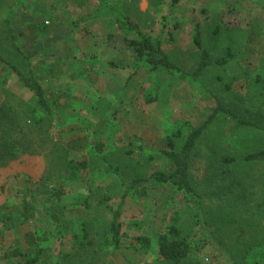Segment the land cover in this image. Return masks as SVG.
I'll use <instances>...</instances> for the list:
<instances>
[{
    "label": "rangeland",
    "instance_id": "1",
    "mask_svg": "<svg viewBox=\"0 0 264 264\" xmlns=\"http://www.w3.org/2000/svg\"><path fill=\"white\" fill-rule=\"evenodd\" d=\"M115 1L16 0L8 11L17 42L31 57L54 113L46 115L34 94L0 62V213L10 210L8 201L16 202L19 191L28 192L37 206L34 220L0 233V264H24V257L6 259L4 254L14 248L27 251L25 235L32 231L49 236L37 264H165L157 236L177 210L192 239L182 264H264V161L224 163L225 157L262 149L264 134L239 129L224 117L204 129L190 164L200 196L199 218L170 185L150 181L147 196L131 193L126 199L121 247L109 245L111 209L123 193L122 179L163 168L168 161L159 153L167 139L173 137L180 147L214 108L210 96L188 83L140 66L126 42L134 33L120 30L107 12ZM171 4L120 1L123 13L146 33L160 35L170 59L188 72L200 58L193 43L199 25L212 58L228 49L236 56L224 66L203 70L201 83L264 109L258 80L264 75V0ZM40 24L46 26L43 33L36 30ZM153 95L159 100L147 103ZM82 156L86 168L71 171L69 161ZM107 165L117 173L107 172ZM60 183L66 185L64 238L51 225L42 201ZM138 236L150 239L147 250Z\"/></svg>",
    "mask_w": 264,
    "mask_h": 264
},
{
    "label": "trees",
    "instance_id": "2",
    "mask_svg": "<svg viewBox=\"0 0 264 264\" xmlns=\"http://www.w3.org/2000/svg\"><path fill=\"white\" fill-rule=\"evenodd\" d=\"M16 0H0V62L4 64L20 81V83L30 90L35 98L39 108L46 115H53L54 111L51 102L47 99L46 90L40 82L31 57L19 46L17 34L11 21V13ZM121 0H116L108 6V14L114 19L118 28L122 31L134 33V37L126 40L137 57L141 60L140 66L147 65L150 68L163 70L168 75L188 83L199 93L210 96L214 101V108L207 120L199 127L193 128L185 139L184 143L178 147L173 137L167 139V148L160 151L159 154L165 156L167 163L163 168L154 167L153 172L148 176L136 177L129 180L122 179L123 193L120 201L115 208L111 209L112 219L110 222V241L109 245L118 249L122 241V215L126 206V199L131 193L139 197H145L148 194L147 184L152 181L156 185H170L172 191L180 193L185 201L196 213L199 218L200 196L198 195L191 179L190 164L197 145V141L202 135L204 129L219 117H224L232 121L239 129L253 130L264 134V109L261 104L253 106L241 103L238 100L228 98L208 90L200 81V75L203 70L209 66H224L236 58L231 50L219 58H212L206 49L199 25L195 26L193 33V43L200 52V58L197 68L193 72L185 71L175 62H173L163 48V41L160 35H152L143 31L135 22L126 16L120 5ZM179 0H172L173 8ZM12 12V11H11ZM223 25V22L220 21ZM40 33L45 32V24L36 26ZM260 79V80H259ZM264 88V75L258 77ZM122 91V90H121ZM159 100L158 95L149 96L147 103H155ZM179 134V133H176ZM176 136V135H174ZM243 159L248 162L264 161V147L253 153L242 156L237 159L233 156L225 157L224 163L231 164L235 160ZM86 157L69 161L71 171H81L87 166ZM106 171L117 173V169L112 165H107ZM16 202L9 199L10 210L0 213V233L6 230L28 223L36 218L37 206L30 199L28 192L19 191ZM66 194V185L60 183L50 191L44 199L45 213L50 220L51 225L56 229L60 238L65 237L66 226L62 219V201ZM14 209V210H13ZM181 210L174 211L170 217L165 231L157 236L158 253L165 264H182L189 256L192 249V239L187 235L181 226ZM197 218V219H198ZM80 231L87 236V230L81 225ZM48 233L37 231L28 232L25 235L27 251L20 248H14L12 251L5 252L6 259H12L19 256L24 257V264H37L43 255L42 243L49 240ZM76 239L80 236L75 235ZM137 241L144 250L150 245V239L147 236H138Z\"/></svg>",
    "mask_w": 264,
    "mask_h": 264
}]
</instances>
